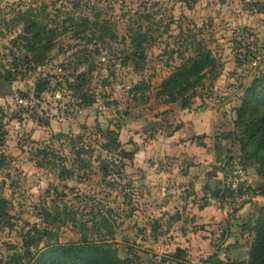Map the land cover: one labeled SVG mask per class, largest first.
Returning <instances> with one entry per match:
<instances>
[{
	"label": "rangeland",
	"instance_id": "rangeland-1",
	"mask_svg": "<svg viewBox=\"0 0 264 264\" xmlns=\"http://www.w3.org/2000/svg\"><path fill=\"white\" fill-rule=\"evenodd\" d=\"M32 19L55 35L38 64L24 59L21 40L12 42ZM135 33L143 62L126 56ZM198 47L213 66L174 100L159 94L171 66ZM82 53L90 61L76 65ZM90 65L76 91L72 74ZM6 70L14 80L7 94L0 88V264H29L26 244L39 253L46 242L84 239L135 264H249L264 177L238 109L264 74V0H0V74ZM42 79L49 85L37 91ZM192 111L211 127L213 160L187 159L188 141L204 143L190 136L172 139L165 155L147 154ZM121 149L135 150L134 159ZM231 160L244 168L252 197L238 208L209 201L213 217L198 221L186 197L199 190L196 208L214 196L207 178L217 180ZM169 200L170 209L158 208Z\"/></svg>",
	"mask_w": 264,
	"mask_h": 264
},
{
	"label": "trees",
	"instance_id": "trees-1",
	"mask_svg": "<svg viewBox=\"0 0 264 264\" xmlns=\"http://www.w3.org/2000/svg\"><path fill=\"white\" fill-rule=\"evenodd\" d=\"M30 15H32V11L27 13L26 19H29L28 16ZM81 20L88 22V17L82 16ZM98 23L99 20L96 18L94 23L96 28H98ZM89 24H91L90 21ZM141 36L140 33H135L132 37L134 49L126 55L136 63L144 61L142 53L137 50L140 49L142 43ZM54 39L55 35L52 29L32 19L31 22H25L23 32L16 35L12 42L16 43L17 40H21L25 49L24 59L38 64L44 60L46 52L53 47ZM89 61L88 55L85 56L82 53L81 57L76 58V65L86 64ZM213 63L214 59L209 51L198 47L194 55L184 56L179 63L171 66L169 74L161 81L158 93L174 100L178 95H182L188 89L195 87L205 67H212ZM91 69V65L88 71L75 69L72 74L73 80L69 83L70 86L79 91L84 83V77ZM0 80L7 82L10 86L14 77L10 70H6V73L0 74ZM47 85H49V80L42 79L36 83V90L44 91L47 89ZM4 92L6 91H3L2 94H7ZM85 93L83 92L81 96L83 103L90 104ZM242 102L238 114L244 121H246L244 117L248 119L247 131H251L249 135L252 137V143H254V150L251 155L258 165V173L264 177V74L253 80L252 85L247 88ZM111 132L106 128L105 135L108 136ZM120 153L128 160H133L135 157V150L121 149ZM206 186L209 188L208 183ZM212 193L216 194L214 191ZM255 229L256 234L250 249L249 264H264V206L260 208ZM44 233L46 234V232ZM26 245V250L29 251V264H135L128 257H120L109 244L93 239H84L72 243H63L58 240L46 242L42 246L44 249L39 248V250L42 249L39 253L30 252L29 244ZM212 259L213 257H209L210 262L214 264H221L222 262L219 258Z\"/></svg>",
	"mask_w": 264,
	"mask_h": 264
},
{
	"label": "crops",
	"instance_id": "crops-1",
	"mask_svg": "<svg viewBox=\"0 0 264 264\" xmlns=\"http://www.w3.org/2000/svg\"><path fill=\"white\" fill-rule=\"evenodd\" d=\"M204 116H206V115L204 114ZM204 118H206V117H204ZM183 120H184V124L182 127H180L181 129L174 131V134H172V136L167 137L168 143H166V141H163V140L159 141L156 144L154 142V144H152V148L148 147V150H150V149L151 150L148 151L147 154L151 153V155H153L155 157L165 155V153H168L167 151L170 148L175 146L174 143L172 142V139H175L177 136L178 137L190 136V137H194V138H200L204 143H200L199 145H196L195 141H190V142L188 141L189 146L186 148L183 147L182 151L191 147V150L194 152H192V154H190V155L186 154V155H188L187 159H193L194 162H195V160H201V162H204V163L207 160H213L214 159V154H213L214 151L211 147L210 139L208 138V134L211 130L210 129L211 127L209 126L208 122L206 120L201 119V117L198 116L197 114H195L193 111L190 112L189 115H186V117L183 118ZM207 140H208V142H207ZM202 160H204V161H202ZM151 161H153L152 158H151ZM141 162H143V161L141 160ZM147 165L150 168L155 167L154 164H151V162L147 163ZM151 166H154V167H151ZM204 168H205V166H204ZM202 178L206 179L205 176H202ZM196 184H198V183H196ZM198 191L199 190H197V188H195L194 193H190L186 197V204H184V205H185L187 211L190 210L192 214L195 213L197 215V217H196L197 220L199 219L200 221H202L201 219H203V223L209 222L210 218H212L213 216L211 214H209L210 210L208 209L209 206H207V205L210 204V202L213 200L214 196H210L209 198H206L207 201H203L200 205L196 204V208H194L193 203H192L193 202L192 197L195 196L196 193H199ZM168 202H169V204H168ZM171 204H172L171 200L165 201V202H163V204L158 205V208H160V210H162V209L166 210V208L169 207V209H170Z\"/></svg>",
	"mask_w": 264,
	"mask_h": 264
},
{
	"label": "built area",
	"instance_id": "built-area-1",
	"mask_svg": "<svg viewBox=\"0 0 264 264\" xmlns=\"http://www.w3.org/2000/svg\"><path fill=\"white\" fill-rule=\"evenodd\" d=\"M22 101L23 99H20V102ZM217 174L219 180H216V187L219 190L213 200L218 206L238 208L252 197L245 170L236 160H231L228 164L223 163V168L219 169Z\"/></svg>",
	"mask_w": 264,
	"mask_h": 264
},
{
	"label": "water",
	"instance_id": "water-1",
	"mask_svg": "<svg viewBox=\"0 0 264 264\" xmlns=\"http://www.w3.org/2000/svg\"><path fill=\"white\" fill-rule=\"evenodd\" d=\"M9 84L3 80H0V88L2 91H7ZM207 183L211 191L215 190L216 188V180L214 177L207 178Z\"/></svg>",
	"mask_w": 264,
	"mask_h": 264
}]
</instances>
